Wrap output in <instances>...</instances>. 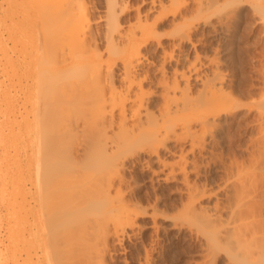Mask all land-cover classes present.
Here are the masks:
<instances>
[{
    "label": "bare ground",
    "instance_id": "obj_1",
    "mask_svg": "<svg viewBox=\"0 0 264 264\" xmlns=\"http://www.w3.org/2000/svg\"><path fill=\"white\" fill-rule=\"evenodd\" d=\"M88 1L0 0V99L15 95L20 116L12 162L0 156V264H108L109 235L120 242L144 227L138 217L156 228L166 213L129 195L125 169L143 159L150 182L181 183L182 208L166 229L195 235V264H264V95L251 99L252 89L228 82V0H197L191 15L187 0H150L133 18L130 0H103L102 30ZM250 3L264 18V0ZM202 25L216 39L212 54L191 37ZM243 107L257 111L260 135L247 157L231 156L219 148L222 130ZM156 244L136 264H151Z\"/></svg>",
    "mask_w": 264,
    "mask_h": 264
},
{
    "label": "rangeland",
    "instance_id": "obj_2",
    "mask_svg": "<svg viewBox=\"0 0 264 264\" xmlns=\"http://www.w3.org/2000/svg\"><path fill=\"white\" fill-rule=\"evenodd\" d=\"M196 1L197 0H187L188 4H186V7L183 8L186 14L189 15L190 13H193ZM222 1L223 0H221L220 2ZM229 1L230 0L226 2V5L224 6L225 8H222L223 10L221 11H230V13L232 14L231 19H229L230 21L226 24L227 26L225 25L226 27L223 28L224 31H228L231 35H233V37L231 36V40H229L232 51L229 52L230 54L226 55L227 58L223 62L222 66L228 69V71L230 72L229 75L232 73L230 76L233 80L231 79V81L228 82H232L233 84L231 83V85H233V87H235L236 89H238L239 87L240 91H250V89H252V91L250 92L252 93L254 91V94H251V99L258 100L261 99L264 95V18H262L261 14L255 10L256 7L254 8V6L251 5L250 2H252L253 0H231V4L229 3ZM129 2L134 4L132 11L130 12V16L132 18L134 17L133 15H135L136 7L140 6L141 8L145 9L150 4V0H130ZM223 2H225V0ZM88 3H90L89 5L91 6V11L93 9L94 11L92 12L93 14H95V17L92 16V24L95 23L93 25L97 26V28L99 27V30H102L104 27V20L99 19V17L97 16L102 13L104 7L103 0H90L88 1ZM236 3H238L239 6ZM233 12H235L236 14ZM171 18L173 17L169 15L168 18L161 24L160 31L162 32L164 30L161 36V42L165 47H168V45L170 46L172 42V34H168V32L172 30L170 27L172 24L170 20ZM215 18L216 16H212V19ZM208 27L209 25H202V27L200 26V28H196L194 30L195 32L193 31L194 33L192 32L193 34H191V37H193L192 39L197 42L195 48L201 54H212L215 51L214 49L216 46V39L214 40L212 30L210 27ZM165 30H167V32H165ZM200 37L201 39H198ZM153 44L155 45V42L151 44L152 46L149 45L146 49L148 50L150 47H153ZM186 45L187 43H182L181 48H185ZM176 52L180 53V49H176ZM221 54L222 53H220V55ZM155 58L157 59V56H155ZM0 64V79H2V61L0 62ZM169 65L174 66L175 62L171 61ZM115 71H119L117 67L115 68ZM156 75L159 74L156 73ZM148 84L149 86L151 85L152 88H155V83L151 84L149 82L146 85L148 86ZM13 96L16 97L15 95ZM13 96L10 101H7L8 99L5 98L0 99L2 100V102L0 101V105L3 106H0V114L3 112L6 115H0V117H2V119L0 118V129L3 128V130H0V134L3 132L5 133H3V135L1 134L0 136V141L4 143L3 145H0L4 146L3 148L0 147V156L4 155L3 157L6 158L10 154L7 159H11V162L16 152L14 149L15 147L18 148L19 146V140H17L19 138V135H16L17 132L19 134V129H16L19 127V124L17 127L16 119L18 123V120L20 118L18 113L19 111L17 110V108L19 107V99H17V97L14 98ZM157 96H152L151 105H153V107H156V104L158 105L159 101L161 100V96L159 94ZM4 110L6 113L4 112ZM12 112H14L13 115L11 114ZM16 112L18 113V115H16ZM255 112L257 111L254 110L250 112L247 107H243V109L241 108L240 110H235L234 112H232V114L226 116V127L222 130V135L225 139L223 140L224 146L219 147L220 149L224 150L226 154L233 156L235 153H243L246 157L248 156V154H250L251 149L255 146L254 141L260 135V125L259 120L257 119L258 115L256 116ZM6 118L8 121H6ZM9 120H11V122H9ZM3 123L7 125H3ZM9 124H11V127ZM15 130L16 133H14ZM10 132L14 134V136L13 134L12 136L15 138L10 135ZM7 137L8 139L11 137L10 140H8ZM11 139L13 140L12 142ZM6 140L9 141V143ZM16 140L18 142H16ZM4 141L8 144H5ZM13 143L16 145L15 147L13 146ZM168 144H171V142H168ZM8 147H10V149H7ZM161 153L164 156H168L169 158L174 157V155L168 154L164 150H161ZM4 158L2 159L4 160L3 162H5ZM144 160L145 159H143V162H141L140 164L137 163L136 165H134V167L129 166L128 168L126 167L127 169H125V172L127 171V176L130 178V184L133 185L131 186L133 188L130 189L131 191H129V195L131 196L132 194V196L134 195L133 197L142 198L144 202L145 200H147V198L151 201L154 199L153 201H157L159 205L163 206L162 209L166 213H161L159 215L160 217H157L158 227H161H156V229L155 226H153V218L149 215H144L138 217V221L144 227H140V229L136 227L133 231L132 229L128 228V234L120 242H118L116 237H114L113 235H109L108 245L110 246H107V262L108 264H136L138 258L144 255L143 246L150 247L152 244H156V242H158L159 244H156V250L153 249L151 253L153 261L151 262V264H195V262L200 259V256L198 254L199 241L196 239L195 235L188 231L189 229L187 226H184L179 233H177L175 229H169L168 227L166 229V225H170L172 215L177 210H179V208H182V198L185 197V194L182 192L180 193V190L178 189V186H180L181 183L179 181L163 182L157 180H155L153 183L150 182L152 171L146 164V166L144 165L145 167L143 166V163L145 162ZM153 165L155 166L157 164ZM208 169V178L218 176L216 172H213L214 169L212 167H209ZM202 179H204V177H202ZM156 195L159 196V200L155 199ZM1 222L2 220L0 217V223ZM1 228L2 223L0 224V230ZM155 239H157V241Z\"/></svg>",
    "mask_w": 264,
    "mask_h": 264
}]
</instances>
